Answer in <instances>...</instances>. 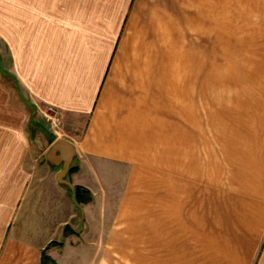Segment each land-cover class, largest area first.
<instances>
[{
	"label": "crops",
	"instance_id": "0c3cea01",
	"mask_svg": "<svg viewBox=\"0 0 264 264\" xmlns=\"http://www.w3.org/2000/svg\"><path fill=\"white\" fill-rule=\"evenodd\" d=\"M216 6L0 0V264H86L90 250L91 264H264V90L233 129L225 187L205 196L187 185L192 134L171 105ZM110 171L143 206L106 238L92 184Z\"/></svg>",
	"mask_w": 264,
	"mask_h": 264
},
{
	"label": "rangeland",
	"instance_id": "374dc122",
	"mask_svg": "<svg viewBox=\"0 0 264 264\" xmlns=\"http://www.w3.org/2000/svg\"><path fill=\"white\" fill-rule=\"evenodd\" d=\"M202 19V41H197L196 49L188 47L187 68L182 67L184 86H175L178 79L172 81L171 105L173 108L176 101L175 108L185 114L186 129L192 134H187L186 141L187 185H201L205 196L216 187H225L233 129L238 127L242 135L243 105L257 107L263 94L264 0H219V6L203 9ZM203 107H211L212 112H202ZM33 118L36 123L44 121L38 115ZM193 121L199 123L197 131ZM110 172L105 182L92 184L97 191L93 205L98 211L90 220L95 218L98 225L106 227V238L120 222L121 210L129 208L121 219L130 224L131 209L143 206L141 200L127 201L130 184L122 173ZM137 185L140 189L148 186ZM88 252L92 254V250ZM90 254L86 264H91Z\"/></svg>",
	"mask_w": 264,
	"mask_h": 264
},
{
	"label": "built area",
	"instance_id": "2783aa9c",
	"mask_svg": "<svg viewBox=\"0 0 264 264\" xmlns=\"http://www.w3.org/2000/svg\"><path fill=\"white\" fill-rule=\"evenodd\" d=\"M46 114L47 115H45L44 117L51 124L52 127L57 128L61 124V119L57 115L58 113L55 109L49 108Z\"/></svg>",
	"mask_w": 264,
	"mask_h": 264
},
{
	"label": "bare ground",
	"instance_id": "6f19581e",
	"mask_svg": "<svg viewBox=\"0 0 264 264\" xmlns=\"http://www.w3.org/2000/svg\"><path fill=\"white\" fill-rule=\"evenodd\" d=\"M215 27H216V26H215ZM209 28H210V27H209ZM209 30H210V29H209ZM211 31H212V29H211ZM213 35H214V34H213ZM231 58H232V57H231ZM200 60H201V59H200ZM186 68H187V67H186ZM183 69H184V68H183ZM184 70H185V69H184ZM193 71H195V70H193ZM181 75H182V74H181ZM178 80H179V79H178ZM171 96L173 97V95H171ZM205 96H206V95H204V97H205ZM246 99H247V98H246ZM176 106H177V104H176ZM176 106H175V107H176ZM191 112H192V111H191ZM202 112H204V113H206V114H208L209 112L211 113V112H212V108H211V107H209V108H208V107H206V108L203 107V108H202ZM227 116H228V115H227ZM210 117H211V116H210ZM202 124H203V123H202ZM193 125H194V127H195V125H196V124H195V121H193ZM202 127H203V125H202Z\"/></svg>",
	"mask_w": 264,
	"mask_h": 264
},
{
	"label": "trees",
	"instance_id": "16d2710c",
	"mask_svg": "<svg viewBox=\"0 0 264 264\" xmlns=\"http://www.w3.org/2000/svg\"><path fill=\"white\" fill-rule=\"evenodd\" d=\"M78 197L81 198V195L78 193ZM90 202V199H86V203H89Z\"/></svg>",
	"mask_w": 264,
	"mask_h": 264
}]
</instances>
